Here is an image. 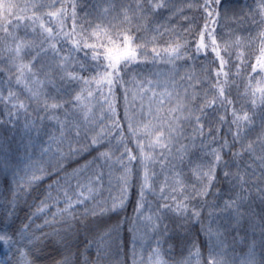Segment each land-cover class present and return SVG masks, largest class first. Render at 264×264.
<instances>
[{"label": "snow or ice", "instance_id": "obj_1", "mask_svg": "<svg viewBox=\"0 0 264 264\" xmlns=\"http://www.w3.org/2000/svg\"><path fill=\"white\" fill-rule=\"evenodd\" d=\"M0 176V264H264V0H0Z\"/></svg>", "mask_w": 264, "mask_h": 264}, {"label": "rangeland", "instance_id": "obj_2", "mask_svg": "<svg viewBox=\"0 0 264 264\" xmlns=\"http://www.w3.org/2000/svg\"><path fill=\"white\" fill-rule=\"evenodd\" d=\"M249 3H251V0H248ZM187 68V66H182L181 69H180V73L181 75H183L185 69ZM162 70H167V69H162ZM52 179L54 180L55 177H52ZM3 177L0 176V205H3L4 204V197L6 195V193H4V190H3ZM48 183H50L49 180H44L43 184L44 185H47ZM43 187V186H41ZM35 194V193H34ZM29 200L31 199L30 197L28 198ZM151 199V198H150ZM28 211L27 207L24 206L23 203H21L20 207L18 208L17 210V215L18 217L22 220L25 216V213ZM20 223V220H16L14 223L11 219L9 220H5V217H4V214H3V207H0V229H3L6 227V225L8 224H13V226L15 227L16 225H18ZM37 224H40L42 223L41 220H37L36 221ZM46 231H48V229H45ZM79 248L81 249V251H83V248H84V242H83V239H81V242L79 244ZM138 251V254H139V247L137 249ZM89 254H92L91 252ZM4 258V250H3V247L2 245H0V259ZM45 259H47V257H45Z\"/></svg>", "mask_w": 264, "mask_h": 264}, {"label": "trees", "instance_id": "obj_3", "mask_svg": "<svg viewBox=\"0 0 264 264\" xmlns=\"http://www.w3.org/2000/svg\"><path fill=\"white\" fill-rule=\"evenodd\" d=\"M128 213H129V214L132 213V207H131V206H129V208H128ZM125 238H127V236H126ZM118 258H119V259H124L125 257L123 256V254H121V256L118 257ZM127 259H128L129 264H131V257L128 256Z\"/></svg>", "mask_w": 264, "mask_h": 264}]
</instances>
